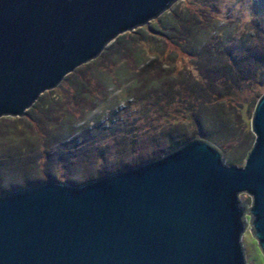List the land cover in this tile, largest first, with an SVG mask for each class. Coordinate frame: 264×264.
Instances as JSON below:
<instances>
[{"label": "water", "instance_id": "water-1", "mask_svg": "<svg viewBox=\"0 0 264 264\" xmlns=\"http://www.w3.org/2000/svg\"><path fill=\"white\" fill-rule=\"evenodd\" d=\"M175 1L0 0V117L23 115ZM250 126L242 167L193 138L85 183L47 180L0 194V264H250L247 224L264 255V93Z\"/></svg>", "mask_w": 264, "mask_h": 264}, {"label": "rangeland", "instance_id": "rangeland-1", "mask_svg": "<svg viewBox=\"0 0 264 264\" xmlns=\"http://www.w3.org/2000/svg\"><path fill=\"white\" fill-rule=\"evenodd\" d=\"M129 32L140 39L125 43ZM125 33L23 115L0 117V194L85 183L193 138L217 147L227 165H245L264 93V0H177ZM240 199L252 205L248 193ZM246 230L249 263L264 264Z\"/></svg>", "mask_w": 264, "mask_h": 264}, {"label": "trees", "instance_id": "trees-1", "mask_svg": "<svg viewBox=\"0 0 264 264\" xmlns=\"http://www.w3.org/2000/svg\"><path fill=\"white\" fill-rule=\"evenodd\" d=\"M142 29H145V27H143ZM149 29H151V28H149ZM146 34H147V33H146ZM123 38H124L125 43H126V42L129 41L130 38H131V39H132V38H136V39L138 40V39H140V36L137 35V33H135V32H134V33H130V32H129L128 34L125 33V34H124V37H122V39H123ZM259 85H261V83H259ZM247 123H248V122H247ZM196 134H197V133H196ZM57 161H59L60 163L62 162V160H60V159H57ZM230 162H232V163H237L238 160L231 159ZM62 177H63V175L60 176L59 178L62 179ZM44 179H45V178H44ZM45 180H47V179H45Z\"/></svg>", "mask_w": 264, "mask_h": 264}]
</instances>
